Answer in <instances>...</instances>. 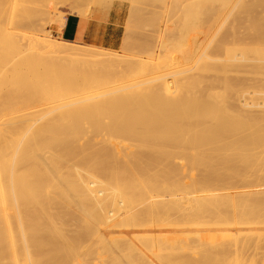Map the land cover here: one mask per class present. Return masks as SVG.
<instances>
[{
  "label": "bare ground",
  "instance_id": "1",
  "mask_svg": "<svg viewBox=\"0 0 264 264\" xmlns=\"http://www.w3.org/2000/svg\"><path fill=\"white\" fill-rule=\"evenodd\" d=\"M38 1L0 0V264H86L81 251L109 246L120 250L115 264H135L138 256L153 264L154 255L165 262L182 248L261 245L262 208L252 204L264 185L254 183L251 158L264 146V22L253 29L252 103L214 66L207 74L190 73L193 62L217 63L226 51L210 32L221 24L219 7L205 12L202 31L189 11L181 38L192 27L198 32L188 44L182 40L178 55L163 59L150 50L145 62L78 41L55 44L39 34L41 18L30 12L29 4ZM57 19L62 25V16ZM129 33L126 28L123 45ZM210 46L217 52L212 57ZM44 48L79 63L81 80L48 71ZM127 62L134 65L123 70ZM84 72L96 75L84 79ZM221 87L231 92L219 95ZM242 108L252 110L250 122L238 117ZM69 216L92 218L95 224L81 228L85 237L98 235L101 245L66 242L62 228ZM176 218L190 220L193 234L167 241L171 231L185 228ZM64 251L71 262L63 263ZM261 260L230 253L216 260L204 255L193 264Z\"/></svg>",
  "mask_w": 264,
  "mask_h": 264
},
{
  "label": "rangeland",
  "instance_id": "2",
  "mask_svg": "<svg viewBox=\"0 0 264 264\" xmlns=\"http://www.w3.org/2000/svg\"><path fill=\"white\" fill-rule=\"evenodd\" d=\"M88 5H80L81 3H73L70 0H39L35 4H29L30 12H36L41 18L42 27L38 31L39 34L44 33L55 43L62 44V39L59 37L60 22L57 16H62V20L68 15H77L81 18L97 19L98 21H107L109 15L112 19H117L120 30L118 32V45L115 49H107L102 47L89 46L94 49H103L110 53L117 54L125 57L126 59H139L147 62L149 60L150 50H156L157 57L159 59L168 58L169 56L178 55L176 50L181 45V41L188 42L191 36L196 34L198 31L204 30L206 25L204 22L205 12L209 8L219 7L222 10V17L219 25L215 29L211 30L213 34L218 35L217 39H221L226 44V51L220 54L219 62L213 63L209 60L199 61L189 65L190 73L198 76L207 74L208 68L214 66V70L224 73L231 82L235 83L233 88L239 90L241 93H247V97L250 102L255 100V74L254 69V58H255V39L253 29L257 22H264V0H229L227 3L222 5L218 3H210L208 0H88ZM216 6V7H215ZM214 7V8H213ZM189 11H194L196 14L195 22L196 25H202L203 29L188 30V35L185 34L183 39L181 38V27L187 26L186 16ZM199 13V16L197 15ZM163 21L166 25V31L161 32V25ZM126 28L129 29L130 38L126 45H123L124 35ZM37 32V33H38ZM24 42L23 44H25ZM188 44V43H187ZM264 46V44H263ZM186 47V46H185ZM159 51H158V50ZM43 53V59H45L48 71L58 70L61 72V77L68 75L70 79L74 77H82L80 72V64L71 60L65 59L64 57L56 56L50 52L47 48L41 50ZM215 49L210 46L208 48L209 57L216 54ZM264 56V51H262ZM235 59L234 62H230L229 58ZM157 59V58H156ZM127 66L122 69H130L134 65V62H127ZM118 68V67H116ZM117 70V69H116ZM115 68L110 70L111 73L117 72ZM264 70V69H263ZM113 71V72H112ZM84 75L85 72H84ZM96 73L88 74L84 79H90ZM237 76L234 80L233 77ZM264 77V71L262 73ZM76 78V79H77ZM81 80V79H79ZM261 89H264V84L261 85ZM254 91V93H252ZM220 94L228 95L231 91L225 87H221L216 90ZM248 100V101H249ZM220 103H217V105ZM201 108V107H200ZM235 108H232L235 112ZM236 113V112H235ZM238 117H241V121L250 122L253 119V112L250 108H242L238 111ZM264 117V116H263ZM263 130V127H262ZM252 168H253V179L254 183L258 185H264V146L256 149L252 155ZM262 167V168H261ZM258 169L261 172H258ZM263 169V170H262ZM243 172V171H242ZM255 209L262 208L264 218V186L260 188L258 195L255 197L254 204ZM67 217V216H66ZM65 217V218H66ZM178 223L183 225V231H171L170 239L175 237H181L182 235H191L189 230L190 220L176 218ZM256 223L259 220L256 216ZM84 223L96 222L92 218L87 219H76L69 216L68 220L63 223L62 234L67 237L66 242L73 243L74 240L81 239L88 241L90 247L94 249L97 245H101V238L98 235L91 234L84 236V231L81 225ZM261 224H264L261 223ZM175 228V226L173 227ZM144 229V228H143ZM157 233V234H156ZM152 233L156 234V238H159V232ZM140 235L146 237L147 233H140ZM155 236V235H154ZM237 246V245H236ZM261 246V248H260ZM146 250V249H145ZM189 251V249L183 248L176 255L168 256V260L163 262L157 260L152 261L153 264H170L171 261L184 260L186 264H193L197 259L206 255L207 258L221 259L225 254H238L239 256H245L253 260L264 259V242L249 246L248 248L240 249L235 246H230L217 249L206 250L205 252ZM120 250L117 247H110L107 251H97L87 254L80 252V260L86 262V264H115L117 261H113L118 257ZM138 252V251H137ZM136 252V253H137ZM200 254V257L198 255ZM71 253L64 251L61 253V259L63 263L65 260L71 262L74 258H71ZM119 258V257H118ZM206 257L202 258L205 260ZM142 257L138 256L135 258V264H142ZM147 260L148 257H146ZM74 263H75V259ZM79 260V261H80ZM262 261V260H261ZM197 262V261H196ZM201 263L200 260H198ZM73 262L69 264H74ZM121 264H131L129 261L120 262ZM150 264V262H146ZM259 264V263H258Z\"/></svg>",
  "mask_w": 264,
  "mask_h": 264
},
{
  "label": "crops",
  "instance_id": "3",
  "mask_svg": "<svg viewBox=\"0 0 264 264\" xmlns=\"http://www.w3.org/2000/svg\"><path fill=\"white\" fill-rule=\"evenodd\" d=\"M120 26L117 19L109 15L107 21L81 18L68 15L60 26L59 37L62 40L78 41L90 46L115 49L118 45Z\"/></svg>",
  "mask_w": 264,
  "mask_h": 264
}]
</instances>
